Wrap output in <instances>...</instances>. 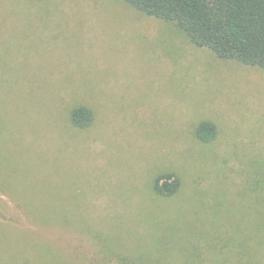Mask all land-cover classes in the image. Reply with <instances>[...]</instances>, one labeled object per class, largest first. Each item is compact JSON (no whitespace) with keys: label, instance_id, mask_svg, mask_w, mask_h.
Instances as JSON below:
<instances>
[{"label":"rangeland","instance_id":"1","mask_svg":"<svg viewBox=\"0 0 264 264\" xmlns=\"http://www.w3.org/2000/svg\"><path fill=\"white\" fill-rule=\"evenodd\" d=\"M211 236L188 264H264V71L123 0H0V264H181Z\"/></svg>","mask_w":264,"mask_h":264},{"label":"trees","instance_id":"2","mask_svg":"<svg viewBox=\"0 0 264 264\" xmlns=\"http://www.w3.org/2000/svg\"><path fill=\"white\" fill-rule=\"evenodd\" d=\"M123 2L146 16L177 25L192 43L212 50L220 58L237 60L264 71V0H123ZM69 120L73 127L85 129L93 122V112L88 106L80 104L71 109ZM195 135L200 142H211L217 135L216 126L210 121H201L195 129ZM161 179L162 177L158 176L153 181L154 195L164 198L175 195L180 188L179 177L167 174L163 181ZM56 220L57 218L50 221L55 223ZM37 222L42 224L39 220ZM58 222L60 226H65L66 222L67 226L73 224L68 218L59 219ZM163 239H160L163 249L173 251L169 241ZM58 243L61 242L58 241L57 245ZM219 245L221 238L211 236L201 246L190 242L187 245V254L183 252L182 245L174 252L182 259L181 264H188L190 259L197 263L198 259L194 254L196 248L206 246L216 249L220 248ZM221 246H228V240H222ZM61 247L64 245H61L60 249ZM246 253L248 252L243 253V258L248 261ZM52 256L50 258L57 255ZM116 259L120 264H158L157 261L131 260L122 254H117ZM60 262L66 263L64 256L61 257V261H57ZM89 264L98 263L92 261Z\"/></svg>","mask_w":264,"mask_h":264}]
</instances>
